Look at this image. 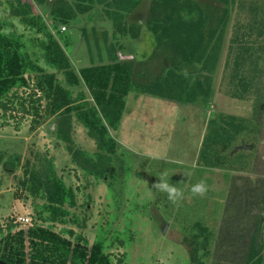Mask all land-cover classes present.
<instances>
[{
    "label": "rangeland",
    "instance_id": "374dc122",
    "mask_svg": "<svg viewBox=\"0 0 264 264\" xmlns=\"http://www.w3.org/2000/svg\"><path fill=\"white\" fill-rule=\"evenodd\" d=\"M192 2L208 18L202 53L176 73L193 89V101L130 90L119 125L107 128L113 151L98 149L74 115L63 126L61 118L53 116L33 129L30 117L20 121L19 114L5 115L7 122H0V230L11 218L18 227L28 228L48 201L46 193L33 197L21 184L28 172H34L42 180H60L71 194L64 205L68 222L56 224L55 230H72L88 247L101 242L111 264H211L190 245L193 224L206 227L214 238L231 179H264V0ZM141 4L139 17L131 11L121 21L125 31L120 36L113 33L101 6L75 26H46L51 31L59 26V34H52L64 45L75 71L91 63L108 64L114 53L120 62L131 64L134 83L147 85L170 66L167 53L157 48L147 27L151 16L162 15L152 10V0ZM46 6L37 11L30 0H0L4 32L32 38L20 19L34 10L41 13ZM37 44L28 51H37ZM40 65L55 72L43 62ZM56 76L65 86L63 74ZM71 89L74 96L82 90L92 103L82 85ZM223 120L242 129L237 134L228 129L230 134L222 136L225 143L228 136L234 139L221 151L215 135L222 134ZM209 142L220 151L221 167H209L204 161ZM160 172H167L171 183L181 182L177 187L184 192L182 200L174 204L152 188ZM201 180L207 191L192 195L190 186ZM261 213L264 216V202ZM20 217H28L29 223L23 224Z\"/></svg>",
    "mask_w": 264,
    "mask_h": 264
},
{
    "label": "trees",
    "instance_id": "16d2710c",
    "mask_svg": "<svg viewBox=\"0 0 264 264\" xmlns=\"http://www.w3.org/2000/svg\"><path fill=\"white\" fill-rule=\"evenodd\" d=\"M34 1L38 5L44 2ZM141 1L71 0L68 3L61 0L51 7L50 15L55 24H66L76 15L87 13L94 5L102 4L113 26V33L118 36L125 31L120 25L121 21ZM152 10H158L162 16H151L147 20V27L157 42V48L167 53L166 61L170 67H164L163 73L147 85L134 83L131 64L120 62L114 53L108 64L91 63L75 71L64 53V45L59 44L35 11L20 19L24 28L34 35L32 38L17 33L8 35L0 22V122H7V113H16L20 121L30 117V127L33 129L53 116L60 117L63 126L74 115L75 120L94 139L98 149L111 152L114 140L107 128L114 130L119 125L125 97L130 90L193 101V89L184 83V76L176 71L198 61L204 43L207 15L192 0H152ZM55 31L59 34L58 27ZM35 42H38L39 49L30 53L28 48L34 46ZM40 62L55 72L45 71ZM58 72L63 74L65 86L58 80ZM77 85H82L88 91L91 104L82 90L74 96L71 88ZM222 123V134L215 135L219 140L215 144L220 143L221 151L234 139V135L228 136L225 143L222 136L230 134L227 133L228 129L234 134L242 129L232 121L223 120ZM56 133L59 138L62 137L60 129ZM205 151L204 161L209 167L223 165L220 151L211 142ZM21 184L33 197H37L39 192L46 193L48 201L37 212L36 221L26 229L18 227L15 218L6 222L5 229L0 230V264H111L101 242L88 247L85 240L75 236L72 230L62 227L59 231L55 230L56 224L68 222L64 205L71 199L69 190L60 180L53 177L42 180L34 172H28V177ZM263 202L264 179L233 177L217 235L213 238L212 233L199 223L192 226L190 245L195 252H200L199 258L207 257L211 264H264V244L261 242Z\"/></svg>",
    "mask_w": 264,
    "mask_h": 264
},
{
    "label": "clouds",
    "instance_id": "9594fccd",
    "mask_svg": "<svg viewBox=\"0 0 264 264\" xmlns=\"http://www.w3.org/2000/svg\"><path fill=\"white\" fill-rule=\"evenodd\" d=\"M178 183L181 182L171 183L169 174L167 172H160L152 188L155 189V191L165 194L167 200L175 204L184 198L182 188L177 187ZM189 191L192 195H203L207 191V186L204 181L201 180L192 184Z\"/></svg>",
    "mask_w": 264,
    "mask_h": 264
},
{
    "label": "crops",
    "instance_id": "0c3cea01",
    "mask_svg": "<svg viewBox=\"0 0 264 264\" xmlns=\"http://www.w3.org/2000/svg\"><path fill=\"white\" fill-rule=\"evenodd\" d=\"M59 1H61V0H44V2L41 4V5H38L34 0H30V3H31V5H32V7H34V6H36V9H37V11H38V6H45V4H47V6L49 5L48 3H51L49 6H48V8H47V6L46 7H43V8H41L40 9V11H41V13H39V16H41L42 17V20L45 22V24L46 25H48V23H50L51 25L53 24H55V21L53 20V18H52V15H50V10H51V7L54 5V4H56L57 2H59ZM67 2L68 3H71V0H67ZM141 3H143V1H141L136 7H135V9H133L132 10V12H131V15H133V16H135V17H139V12H138V9H139V5L141 4ZM141 5H143V4H141ZM95 6H97V7H102V9L104 8L103 7V5L102 4H99V5H94V7L91 9V11L93 10V9H95ZM31 7V8H32ZM35 11V10H34ZM91 11H89V12H87V13H83V14H78V15H76V18L75 19H73V20H70V21H68L66 24H60V23H57L59 26H60V28H61V26L62 27H64V26H66L67 28L68 27H72V26H75L76 25V22H78V21H80V20H84V18L85 19H90V17H91V15H90V13H92ZM35 13H37L36 11H35ZM37 13V14H38ZM133 16H131V17H133ZM128 21V20H127ZM108 22V21H107ZM130 21H128V23H129ZM87 23H90V21H87ZM109 23V22H108ZM131 23V22H130ZM52 25V26H53ZM49 26V25H48ZM59 26H58V28H59ZM65 27V28H66ZM59 28V29H60ZM56 30V27L54 28V29H52V31H55ZM90 33H91V31H90ZM118 36H120V35H118Z\"/></svg>",
    "mask_w": 264,
    "mask_h": 264
},
{
    "label": "built area",
    "instance_id": "2783aa9c",
    "mask_svg": "<svg viewBox=\"0 0 264 264\" xmlns=\"http://www.w3.org/2000/svg\"><path fill=\"white\" fill-rule=\"evenodd\" d=\"M62 29H64V27H62ZM19 221H21L23 224H27V223H29V218L28 217H20ZM261 234L264 237V229H262Z\"/></svg>",
    "mask_w": 264,
    "mask_h": 264
},
{
    "label": "water",
    "instance_id": "95a60500",
    "mask_svg": "<svg viewBox=\"0 0 264 264\" xmlns=\"http://www.w3.org/2000/svg\"><path fill=\"white\" fill-rule=\"evenodd\" d=\"M164 231V230H163Z\"/></svg>",
    "mask_w": 264,
    "mask_h": 264
}]
</instances>
